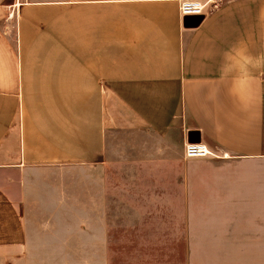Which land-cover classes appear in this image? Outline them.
Wrapping results in <instances>:
<instances>
[{
    "label": "crops",
    "instance_id": "0c3cea01",
    "mask_svg": "<svg viewBox=\"0 0 264 264\" xmlns=\"http://www.w3.org/2000/svg\"><path fill=\"white\" fill-rule=\"evenodd\" d=\"M210 1L186 27L180 0H0L10 260L264 264V0ZM141 186L186 224L111 232Z\"/></svg>",
    "mask_w": 264,
    "mask_h": 264
},
{
    "label": "rangeland",
    "instance_id": "374dc122",
    "mask_svg": "<svg viewBox=\"0 0 264 264\" xmlns=\"http://www.w3.org/2000/svg\"><path fill=\"white\" fill-rule=\"evenodd\" d=\"M4 23V18H0V25ZM117 148L121 146V150L124 151L125 149V143H124V134L123 132L117 133ZM185 147V145H184ZM215 152V151H214ZM213 157H218V153L215 152V154H211ZM142 175V174H140ZM111 187V186H110ZM111 189L109 188V191ZM134 195L128 198L127 194H122L121 192V205H120V213L121 214H132L134 217V220L131 221H125V222H111L110 224V231L114 232L116 228L118 229H130L131 225H136V224H142L141 226L143 228L147 227H179L183 226L186 224V219L179 218L177 210L178 204L175 201L174 196H168V199L170 201L168 203H163L161 204L153 196L152 190L146 191L144 193V188L141 186L140 188H134ZM158 199V198H157ZM108 201V208H107V213L110 215V217L113 216V214L119 212V206L116 204L117 201H112L111 196H109ZM131 202V205L129 204ZM137 213H142V214H151L152 216L150 220L147 221H140L136 220L137 216H135ZM112 219V218H111ZM140 227V226H138ZM113 241V238H112ZM12 255L9 252H7L4 249H0V264H45L47 263H52V261H57L58 259H52V260H36V261H19V260H10L9 256ZM115 257V256H113ZM62 260V259H59ZM180 258L173 256V264H180L179 263ZM55 264V263H54Z\"/></svg>",
    "mask_w": 264,
    "mask_h": 264
},
{
    "label": "built area",
    "instance_id": "2783aa9c",
    "mask_svg": "<svg viewBox=\"0 0 264 264\" xmlns=\"http://www.w3.org/2000/svg\"><path fill=\"white\" fill-rule=\"evenodd\" d=\"M210 0H180V13L183 17L189 15H204ZM185 155L189 158L205 157L213 151L202 141H188L184 147Z\"/></svg>",
    "mask_w": 264,
    "mask_h": 264
},
{
    "label": "water",
    "instance_id": "95a60500",
    "mask_svg": "<svg viewBox=\"0 0 264 264\" xmlns=\"http://www.w3.org/2000/svg\"><path fill=\"white\" fill-rule=\"evenodd\" d=\"M202 20L201 15H189L184 17V23L186 27L197 26ZM193 141H201L200 137L193 139ZM191 141V142H193Z\"/></svg>",
    "mask_w": 264,
    "mask_h": 264
},
{
    "label": "trees",
    "instance_id": "16d2710c",
    "mask_svg": "<svg viewBox=\"0 0 264 264\" xmlns=\"http://www.w3.org/2000/svg\"><path fill=\"white\" fill-rule=\"evenodd\" d=\"M191 134H192V135H195V134H196V135H200V134H199V131H193V132H191Z\"/></svg>",
    "mask_w": 264,
    "mask_h": 264
}]
</instances>
